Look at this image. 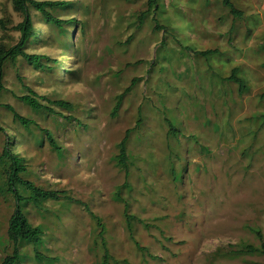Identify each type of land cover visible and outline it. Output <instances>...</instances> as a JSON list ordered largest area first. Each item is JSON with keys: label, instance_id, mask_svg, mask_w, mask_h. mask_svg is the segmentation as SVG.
<instances>
[{"label": "rangeland", "instance_id": "rangeland-1", "mask_svg": "<svg viewBox=\"0 0 264 264\" xmlns=\"http://www.w3.org/2000/svg\"><path fill=\"white\" fill-rule=\"evenodd\" d=\"M36 1L67 2L51 15L73 25L64 36L30 10L34 36L24 52L47 56L51 70L20 57L4 66L0 264L12 254L6 232L15 208L5 149L23 159L22 180L59 194L37 209L23 206L44 234V258L26 245L19 264H105L102 240L107 264H264L243 253L258 246L250 229L264 238V0H235L239 20L221 0H159L156 16L148 0ZM153 17L166 33L154 30ZM22 22L12 1L0 0L1 48L19 43ZM209 50L218 54L196 55ZM234 68L242 94L226 82ZM28 89L53 112L23 104ZM129 130L126 178L115 158Z\"/></svg>", "mask_w": 264, "mask_h": 264}, {"label": "trees", "instance_id": "trees-1", "mask_svg": "<svg viewBox=\"0 0 264 264\" xmlns=\"http://www.w3.org/2000/svg\"><path fill=\"white\" fill-rule=\"evenodd\" d=\"M14 10L18 13H20L23 16V22L18 25V30L21 33L20 41L17 45L14 47H11L10 49H3L0 47V97L2 95V92L4 91L3 87V71L5 64L9 61L14 63L17 58H22L26 63L30 64L32 67H36L41 71L51 70L45 67V64L49 58L45 55H35V54H27L24 52V48L28 44V42L33 38L34 32L32 27V21L29 15V11L33 10L36 13H38L41 16V19L45 21L48 25L55 26L62 34L63 26L65 24H69V26H72L73 24L61 21L59 19L54 18L51 15V12L53 10L64 8L68 5L67 2L63 1H36V0H11ZM235 0H221V5L224 9L227 10L228 14L233 17L234 20H239L242 18V12L237 10L234 2ZM147 13L152 12L153 16H156L158 12H160V1L159 0H148L147 1ZM145 14H141L138 17V21L140 24H142L144 20ZM152 22L154 25V30L157 31H164L166 33V28L161 26L160 22L157 18L153 17ZM65 36V33H64ZM72 41V37H71ZM185 50L189 51L190 49L185 48ZM218 51H205V52H199L196 55L201 57H208L210 55H217ZM138 82L137 79H133L130 86L124 90V92L117 97L116 104L113 108V111L111 113V117L115 118L117 116V112L121 106V103L123 101V98L132 90V88L136 85ZM226 82H229L231 84H234L238 87V92L240 94L243 93L245 90V84L244 81L238 77V69L234 68L231 71L230 76L226 79ZM28 93L30 95H26L20 98V101L27 105L31 110L33 111H40L45 110L47 112H53L49 110L47 107H44L39 104V102L36 99V95L28 89ZM59 108H69L70 105L63 102L58 101L54 103ZM1 108V104H0ZM4 109H6L8 112H10L13 116V119L20 123L21 125L28 126L29 121L26 119L20 117L18 114H16L12 107L9 105H5ZM70 120V119H69ZM141 124L140 119V109H139V119L135 124V128H138ZM170 131L172 133H175L173 126L169 122ZM45 133V136L50 144V146L58 150V147L56 146L51 134L48 131H43ZM132 131H127L125 137L119 144V154L115 158L116 159V165L125 172V177L128 176V155L126 153V144L128 141L129 134ZM1 158H6L11 162V165L9 167L8 172V178L6 183V189L7 192L13 197L15 201V208L12 213V215L9 218L8 221V228H7V241L10 243V246L12 248V254L7 256L1 264H19L21 261V253L20 250L24 246H31L33 249V253L35 258L38 261H41L44 257L38 252V248L42 245L43 242V232L40 227H34L32 226L26 215L23 211V206L27 204H31L34 208H39L43 202H46L48 200H56L59 198V194L52 191H46L42 190L36 186H34L32 183L28 181H24L20 178V175H22L25 172V168L21 165L23 159H19L17 157H12L9 151L6 149L3 151V155ZM125 184V183H124ZM18 186L21 187L24 191L28 193L27 197L21 196ZM115 199H120V192L116 193ZM97 220V219H96ZM129 220V219H128ZM99 224V223H98ZM99 226H101L99 224ZM129 231H131V225L128 222L127 224ZM250 231L254 234L258 241V246H246L243 250V253L250 254V255H259L264 258V238L262 233L257 229H250ZM104 233L103 227H101L100 236H102ZM102 247L104 252V262L107 264V261L109 260V253L108 249L106 247L105 241L102 240ZM140 249V248H139ZM142 250V249H140Z\"/></svg>", "mask_w": 264, "mask_h": 264}]
</instances>
